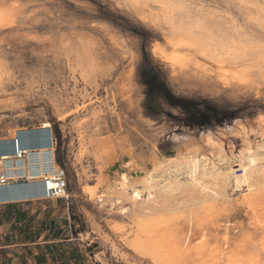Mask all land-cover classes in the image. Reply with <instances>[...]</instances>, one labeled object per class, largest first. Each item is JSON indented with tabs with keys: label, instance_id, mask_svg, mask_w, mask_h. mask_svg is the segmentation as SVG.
<instances>
[{
	"label": "rangeland",
	"instance_id": "1",
	"mask_svg": "<svg viewBox=\"0 0 264 264\" xmlns=\"http://www.w3.org/2000/svg\"><path fill=\"white\" fill-rule=\"evenodd\" d=\"M108 2L131 31L92 27L95 5L81 0H0V138L50 127L83 218L72 242L80 264H264L263 182L250 191L230 183L216 198L189 186L165 194L158 168L174 157L219 166L207 134L227 156L245 143L263 154L264 0ZM146 65L174 95L211 101L233 119L188 126L146 97ZM116 169L132 179L111 176Z\"/></svg>",
	"mask_w": 264,
	"mask_h": 264
},
{
	"label": "bare ground",
	"instance_id": "2",
	"mask_svg": "<svg viewBox=\"0 0 264 264\" xmlns=\"http://www.w3.org/2000/svg\"><path fill=\"white\" fill-rule=\"evenodd\" d=\"M260 128L258 133L262 141L258 148L262 150V155L245 143L237 154L227 156L221 146L212 139L210 134H207L204 142L217 147L216 159L219 166L204 162L199 164L193 158L180 159V157L165 159L164 162L158 163V168L164 167L162 169L164 177L162 191L165 194H171L183 186H189L193 190H197L199 194H210V197L212 195L216 198L220 195V192L217 191H221L230 183H234L237 188L246 186L249 191L253 190L256 184L264 183V120H260ZM11 148L13 149L12 153L14 151L13 154L8 152ZM22 159H24L23 166ZM165 164H167L166 167ZM168 167L172 169L171 172ZM234 167H237L238 172H241L239 178L234 175ZM0 170L12 173V175L0 174V179L3 180L0 185H6L0 186V203L47 197L48 187L44 178L58 170L54 160V141L50 127L19 130L9 139L0 140ZM179 175L183 176V182L177 179ZM8 178H12L15 185L7 186ZM23 178L24 181L20 183L19 181ZM142 194L143 191L132 188L134 200H140ZM148 196L145 200L150 201L151 196ZM116 204H120L119 200H116Z\"/></svg>",
	"mask_w": 264,
	"mask_h": 264
},
{
	"label": "crops",
	"instance_id": "3",
	"mask_svg": "<svg viewBox=\"0 0 264 264\" xmlns=\"http://www.w3.org/2000/svg\"><path fill=\"white\" fill-rule=\"evenodd\" d=\"M12 150L8 152L13 154ZM54 160L56 163L55 150ZM21 164L24 165V159ZM115 172L118 177L121 173L130 176L126 170L117 169L109 174L114 176ZM2 173L12 175L0 170ZM8 180L7 186L15 185L12 178ZM72 197L66 191V196L58 200L44 197L0 203V264H80L73 256L81 251L74 249L72 242L80 240L84 233L74 224L77 221L82 224L83 218L74 213Z\"/></svg>",
	"mask_w": 264,
	"mask_h": 264
},
{
	"label": "trees",
	"instance_id": "4",
	"mask_svg": "<svg viewBox=\"0 0 264 264\" xmlns=\"http://www.w3.org/2000/svg\"><path fill=\"white\" fill-rule=\"evenodd\" d=\"M139 82L147 98L160 99L170 108L177 109L190 127H211L233 119L234 112L221 109L206 99H193L174 95L160 73L147 65L138 71Z\"/></svg>",
	"mask_w": 264,
	"mask_h": 264
},
{
	"label": "snow or ice",
	"instance_id": "5",
	"mask_svg": "<svg viewBox=\"0 0 264 264\" xmlns=\"http://www.w3.org/2000/svg\"><path fill=\"white\" fill-rule=\"evenodd\" d=\"M88 4V5H95V7H90L89 12L92 14L88 16V20H96L99 23L97 25H92V27H100L103 29H118L120 31H131L130 27L128 26L127 21L119 16L113 14V12L109 11V2L105 0L104 3H100L99 0H81L80 6ZM77 7L76 11H79V7ZM125 5H112V8L115 9L117 7H124ZM82 14V13H81ZM87 23V20L84 21Z\"/></svg>",
	"mask_w": 264,
	"mask_h": 264
},
{
	"label": "built area",
	"instance_id": "6",
	"mask_svg": "<svg viewBox=\"0 0 264 264\" xmlns=\"http://www.w3.org/2000/svg\"><path fill=\"white\" fill-rule=\"evenodd\" d=\"M44 181L48 187L47 198L59 199L66 196L67 180L64 170L59 166L58 170H56L51 176L44 178ZM0 183H3L2 178L0 179Z\"/></svg>",
	"mask_w": 264,
	"mask_h": 264
}]
</instances>
